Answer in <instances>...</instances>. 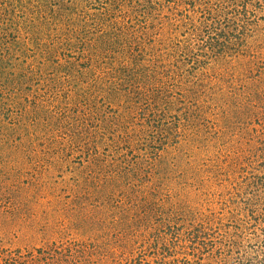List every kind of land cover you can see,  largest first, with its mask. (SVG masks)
Listing matches in <instances>:
<instances>
[{"label": "rangeland", "instance_id": "374dc122", "mask_svg": "<svg viewBox=\"0 0 264 264\" xmlns=\"http://www.w3.org/2000/svg\"><path fill=\"white\" fill-rule=\"evenodd\" d=\"M0 264H264V0H0Z\"/></svg>", "mask_w": 264, "mask_h": 264}]
</instances>
